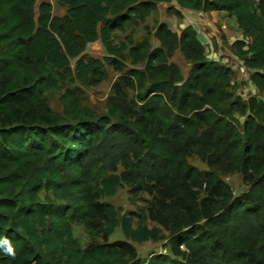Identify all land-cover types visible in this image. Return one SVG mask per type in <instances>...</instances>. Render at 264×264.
I'll return each mask as SVG.
<instances>
[{"label":"trees","instance_id":"obj_1","mask_svg":"<svg viewBox=\"0 0 264 264\" xmlns=\"http://www.w3.org/2000/svg\"><path fill=\"white\" fill-rule=\"evenodd\" d=\"M52 1L62 17L48 2L0 0V264H264V101L232 97L231 70L205 59L191 27L157 24L155 47L115 41L155 3L225 13L241 34L230 51L264 93V0ZM95 41L100 59L84 54ZM104 67L120 74L96 115L79 88L61 84L94 87ZM60 91L62 115L44 98ZM191 155L206 170L190 166ZM218 174L240 175L246 191L234 197ZM121 186L150 197L146 218L173 258L140 260L126 241H106L116 215L99 199ZM71 225L101 242L80 248ZM119 227L135 243L163 239L128 217Z\"/></svg>","mask_w":264,"mask_h":264},{"label":"rangeland","instance_id":"obj_2","mask_svg":"<svg viewBox=\"0 0 264 264\" xmlns=\"http://www.w3.org/2000/svg\"><path fill=\"white\" fill-rule=\"evenodd\" d=\"M41 1H46L51 5L52 15L59 16L62 13V10H60V8H58V6L52 0H36V4ZM198 14L199 12L191 13L190 15L188 14L189 18L186 14L185 16L180 15V17H176V20L174 21L180 25L184 23L187 24L189 23L190 25H193L194 29H196L197 32L202 33V35H204V37L207 38V36L210 35L209 34L210 29H208L207 27L206 24L207 22L203 21L200 18L201 16H197ZM170 15L172 14L166 13V11H164V9L161 8V6H157L154 8L153 12L145 18L142 24H139L137 26L130 25V27L126 28L122 33H116L115 41L116 42L126 41L125 43L127 45L128 43L133 44L143 39L150 42L152 40V32L155 26L157 25L158 21L162 19H166ZM197 17H199L200 21ZM201 20L203 22H201ZM222 30L226 31V33L228 32V30L226 28L217 29L220 39L222 41H225ZM84 54L91 58L100 59L101 56H100L98 43L88 44L86 46ZM174 61L178 65L182 73L186 71L187 66L185 61L183 62L181 59H174ZM125 63H126V67H128L127 62ZM70 69H73V60L70 61ZM103 72H104L103 80L94 87H82L79 86L77 83H73L69 86L66 85L65 83L61 85H63V88L66 87L79 88L80 90L79 103L85 108L94 112V114L101 115L105 113V107H104L105 99L111 94L110 86L114 81V79L120 74L112 71L108 67H104ZM242 85H244V82H241L240 88L237 91H234L233 95L237 94V97H239L241 101L245 103L247 98L252 96L254 97V95L247 88H243ZM60 95H61V91L44 93L46 105L53 113H56L58 115H62V107L59 103ZM128 97H130V92H128ZM256 99L264 101V93H262L261 95H256ZM234 118L237 121V128L240 131L244 118L240 117L237 114H234ZM186 162L190 166L195 167L199 171L206 170L205 165L200 163L199 160L194 155H191L190 157L186 158ZM119 171L120 169L118 168L117 173ZM218 177L221 181H223L225 184L228 185L234 197L239 196L246 191V186L241 182L240 175L218 174ZM42 195L43 194H39V197L42 198ZM99 201L109 204L115 211V215H116V226L112 230V233L107 237L106 241L108 243L114 241H126L134 248L136 256L140 260H145L150 255H158V254L167 255L168 257L173 258L166 244V240H165L166 233L163 232L154 223L148 221L146 218V208L148 206V203L150 202L149 196H147L144 193H139L137 195H130V193L128 192V188H126L125 186H121L118 189H116L115 193L112 196L101 197ZM127 217L130 218L131 228H136V227H145L147 229L155 228L158 231V235L162 236L163 239L155 242H151L147 240L141 243H135L125 239V237L121 233L119 227V221L121 218H127ZM70 232L72 238L80 248H84L90 241H96L98 243L101 242L99 238L91 237L80 226L71 225Z\"/></svg>","mask_w":264,"mask_h":264},{"label":"crops","instance_id":"obj_3","mask_svg":"<svg viewBox=\"0 0 264 264\" xmlns=\"http://www.w3.org/2000/svg\"><path fill=\"white\" fill-rule=\"evenodd\" d=\"M46 2V1H44ZM157 6H161L162 9H164V11H166V9L168 7L173 8L174 10L178 11L179 14L181 16H185V14L188 16L191 13H198V12H194V11H189V10H185V9H181L178 6H176L173 2L166 4V3H155V7ZM60 8V7H58ZM52 10V8H51ZM60 10H62V13L57 16V17H62L64 15L65 9L64 8H60ZM153 12V11H152ZM150 12V14L152 13ZM189 14V15H188ZM200 14V15H199ZM199 14L197 16H201L200 18L203 21H206L207 23V27L209 30V36L204 37V35H202V33H199L196 31V29H194L193 25H190L189 23H184L182 25L177 24V22H175L174 20H176V17L173 15L168 16L166 19H162L160 21H158L157 24L159 23H164L167 28H169L172 32L178 34L180 30H182L185 27H191L192 30H194V32L196 33L197 39L199 40V42L203 45L204 47V57L207 61H211L214 62L220 66L226 67L228 69L231 70L232 74L229 78V85L230 88L228 90V92L232 95V97H237V92L234 94V91H237L240 86H241V82H244V85H242L243 88H247L251 93H253L254 97L256 98V95H261L262 93H258L253 85L251 84L249 78L246 80L244 78H242V75L239 73V67H244L243 66V62L241 59L236 58L234 55H232L231 51H230V45L232 42L236 41V40H240L241 39V34H240V30L237 29L236 27V23L234 20V17L230 16L228 17L225 13H201L199 12ZM199 19V17H197ZM187 20V18H186ZM201 20V22H203ZM200 21V19H199ZM206 26V25H205ZM227 29L228 32L226 33V31H223L224 34V38L225 41H222L219 37V33L217 31V29ZM201 34V35H200ZM93 43H98V41H95ZM151 47H155L157 46V42L152 38V40L149 42ZM88 44H92V43H88ZM86 44V46L88 45ZM99 45V51H100V56L102 57L104 55V52ZM85 46V49H86ZM84 49V51H85ZM174 59H181L184 62V59L181 57V55L178 52H174L171 61L178 67V65L175 63ZM187 69L185 72H181L179 67V71L181 73L182 78L186 77L187 71L189 69L188 64H186ZM253 97V96H252Z\"/></svg>","mask_w":264,"mask_h":264},{"label":"built area","instance_id":"obj_4","mask_svg":"<svg viewBox=\"0 0 264 264\" xmlns=\"http://www.w3.org/2000/svg\"><path fill=\"white\" fill-rule=\"evenodd\" d=\"M239 73L242 75V78L247 80L251 71L246 69L245 67H239Z\"/></svg>","mask_w":264,"mask_h":264}]
</instances>
